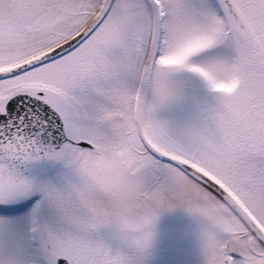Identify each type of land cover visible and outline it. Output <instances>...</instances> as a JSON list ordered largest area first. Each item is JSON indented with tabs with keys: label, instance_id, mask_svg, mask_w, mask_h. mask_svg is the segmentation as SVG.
<instances>
[{
	"label": "snow or ice",
	"instance_id": "snow-or-ice-1",
	"mask_svg": "<svg viewBox=\"0 0 264 264\" xmlns=\"http://www.w3.org/2000/svg\"><path fill=\"white\" fill-rule=\"evenodd\" d=\"M0 264H264V0H0Z\"/></svg>",
	"mask_w": 264,
	"mask_h": 264
},
{
	"label": "rangeland",
	"instance_id": "rangeland-1",
	"mask_svg": "<svg viewBox=\"0 0 264 264\" xmlns=\"http://www.w3.org/2000/svg\"><path fill=\"white\" fill-rule=\"evenodd\" d=\"M180 222L181 220L179 217H166L163 221L162 227L164 229H168L169 227H172Z\"/></svg>",
	"mask_w": 264,
	"mask_h": 264
}]
</instances>
